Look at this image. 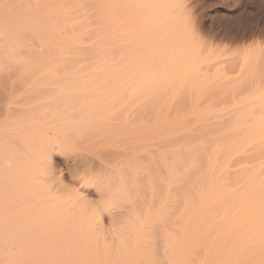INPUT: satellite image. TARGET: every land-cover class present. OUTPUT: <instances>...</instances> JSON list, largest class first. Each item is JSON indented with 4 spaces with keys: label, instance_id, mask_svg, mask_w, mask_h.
<instances>
[{
    "label": "bare ground",
    "instance_id": "obj_1",
    "mask_svg": "<svg viewBox=\"0 0 264 264\" xmlns=\"http://www.w3.org/2000/svg\"><path fill=\"white\" fill-rule=\"evenodd\" d=\"M192 1L0 0V264H264V43L201 106Z\"/></svg>",
    "mask_w": 264,
    "mask_h": 264
},
{
    "label": "rangeland",
    "instance_id": "obj_2",
    "mask_svg": "<svg viewBox=\"0 0 264 264\" xmlns=\"http://www.w3.org/2000/svg\"><path fill=\"white\" fill-rule=\"evenodd\" d=\"M188 5L189 7H191L189 8V13H191V16L193 14V17L191 18L194 21L193 26L194 28L195 26L197 28L195 30H198V35L200 37H201V33L203 34L202 37L204 38L205 41L209 43L210 47L214 49V50L212 49L213 54H215V56L217 57L216 59L211 61L210 66L208 67L206 72L209 76H212V79L210 80L209 83L210 85L207 88L208 90L204 94L205 96L203 97V100L201 99L202 100L201 106L204 107L207 104L208 106L209 105L213 106L212 108L215 109L223 105L226 106L227 103L229 105L230 103H232V101L234 100L237 101L238 98L244 95L245 97H247L248 96V95L246 96L247 94L246 84L248 83L247 81L245 85L244 83H242L243 81L241 82L244 85V88L240 87L241 89L239 90L238 89L234 90L235 84L232 83H234V79L237 81L238 76L240 75L238 72H239L240 63L242 62V58H243V57L241 58L242 56L241 54H243L242 51L245 48H248L247 46L249 45L250 47H252L255 43L256 44L254 46H256L258 43V46H261L264 43L263 42L264 34L261 36L258 34H256L255 36L244 35L245 34L244 28L247 25L249 18H255L256 20L255 22L257 26L262 24L261 20H264V0H198V1L193 0ZM246 18H247V22L245 21ZM257 22H259V24ZM220 53L221 55L222 53H224V55L220 56L219 55ZM241 73L244 74L245 71L244 72L241 71ZM223 74L224 76L227 75L231 78L234 76L233 82L224 81L225 78L224 79L222 78ZM237 74L238 76L237 78H235ZM230 80L232 81V79ZM230 83L232 84V86L234 85L233 88ZM241 83L237 85H242ZM223 87L224 89H222ZM230 87L236 93H233L234 92L233 90L232 92L231 90L228 92L227 88L230 89ZM238 87L239 86H237V88ZM242 88L245 89V91ZM185 97L186 96L183 93H181L178 97L174 98L173 99L174 105L177 103H181L182 101H185L183 100L185 99ZM158 111L174 112L175 110L172 108V109H163ZM182 112H188V110H182ZM247 148H243V149L245 150ZM246 152L247 150L243 151L244 154ZM250 152H252V150L247 153L249 154ZM243 153L241 152V154ZM241 154H236L233 157L234 159H232L236 162L239 161L237 162L238 166H240L239 164H242L244 162V161L242 162L244 154L243 155ZM240 156L241 158H239ZM54 160L56 164H58L57 165L58 169L60 168L59 170L62 171L63 175H66L65 168H67V165L70 163L64 161L65 160L64 155L59 154L55 157ZM240 160L242 163L240 162ZM231 163H233V161ZM237 163L234 164L236 167H238L236 165ZM243 164L245 165V162ZM236 167L231 168V170L233 171L237 170ZM261 171H262V176H264V167H262Z\"/></svg>",
    "mask_w": 264,
    "mask_h": 264
},
{
    "label": "snow or ice",
    "instance_id": "obj_3",
    "mask_svg": "<svg viewBox=\"0 0 264 264\" xmlns=\"http://www.w3.org/2000/svg\"><path fill=\"white\" fill-rule=\"evenodd\" d=\"M106 207H109V206H106Z\"/></svg>",
    "mask_w": 264,
    "mask_h": 264
}]
</instances>
